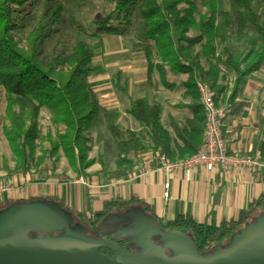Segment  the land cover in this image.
<instances>
[{
  "label": "trees",
  "instance_id": "trees-1",
  "mask_svg": "<svg viewBox=\"0 0 264 264\" xmlns=\"http://www.w3.org/2000/svg\"><path fill=\"white\" fill-rule=\"evenodd\" d=\"M73 1L81 8L92 0ZM196 1L103 0L111 7V12L93 20L92 38L119 36L123 34L124 21L137 9L146 31L144 43L135 44L133 50L141 52L145 58L148 81L157 71L164 88L173 90L175 84L167 79V73L185 76V81L181 83L182 95L187 101L183 105V118H170L165 127L160 123L161 106L138 98L130 99L126 110L137 123L138 130L110 126L118 151L117 169L111 173L116 179L128 178L139 162L151 154L161 153L170 160H181L198 151L204 131V111L196 87L198 81L210 85L215 103L226 111L237 107L235 100L244 79L264 67V0H231L239 8L233 15L211 7L198 17ZM36 7V0H0V88L6 95L3 135L15 159L14 169L11 171L6 166L5 169L10 177L24 175L32 170L34 162L38 166L43 164L46 155L52 157L61 153L71 170L77 176H83L85 170L95 163L88 158V153L100 102L87 82L94 73L95 50L85 40L78 39L71 53H55L49 61L42 57L43 46L50 39V28L61 23L65 8L56 0H47L43 14L45 19L39 20L24 36L20 31ZM218 17L221 18L220 26L216 24ZM224 26L239 40L246 36V31L253 33L258 38V44L250 43L251 47L237 57L224 47L223 58L216 57V40L225 43V35L220 28ZM149 43L155 48L156 55L152 54ZM198 46L202 52H196ZM201 56L207 60L217 58L225 70L222 72L234 77L230 89L228 79L221 81V71L215 70L213 65L204 71L199 63ZM117 84L120 85L119 77ZM155 86L158 87L153 81ZM43 108L48 113L49 122L56 128L54 138L47 135V149L38 143L39 117ZM38 151L40 156L35 158ZM44 200H2L0 211L13 204ZM50 200L74 217L70 224L72 228L82 225L92 238L109 235L107 239L116 241L130 253L138 251L129 239L120 234L97 232L100 224L108 223L109 218L129 209L142 210L164 231L185 233L200 255L211 252L215 246L225 247L236 232L264 211V191L239 213L236 220L220 224L198 223L191 216L180 214L163 223L136 197L107 202L102 210L80 221L81 214L75 215L60 202ZM35 235L30 233L29 236ZM153 240L158 243L157 237ZM100 253L115 256L109 249H102Z\"/></svg>",
  "mask_w": 264,
  "mask_h": 264
},
{
  "label": "rangeland",
  "instance_id": "rangeland-1",
  "mask_svg": "<svg viewBox=\"0 0 264 264\" xmlns=\"http://www.w3.org/2000/svg\"><path fill=\"white\" fill-rule=\"evenodd\" d=\"M36 1V9L26 18L20 31L24 36L39 20L44 18V6L47 0ZM56 1L64 6L65 13L61 23L50 28V39L43 46L42 57L49 61L55 53L69 54L78 39L85 40L94 48V73L87 82L90 88L97 93L100 105L92 126L88 158L94 160L98 168L100 164L112 166L118 159V151L115 139L112 137L111 132L108 131L107 123L109 121L107 119L110 118L109 120H111L112 116H115L119 126L122 125L129 128L130 123L125 120V110L129 106L130 99L143 98L150 104L156 101L164 105L182 104L181 83L185 77L180 75L177 76V79H174L175 87L173 90H165L157 71L152 74L150 82L148 81L145 58L141 52L133 50L135 44L144 43L146 31L145 24L140 18L137 9L132 11L124 21L122 35H106L101 38H92L90 34L94 31L93 20L109 14L111 7L104 3L103 0H92L81 8L76 6L73 0ZM196 6V17L208 12L211 7L223 10L231 15L239 10L231 0H197ZM216 24L220 26L221 18L218 17ZM220 28L225 35V43L221 44L218 39L216 40V57L223 58L224 47H227L237 57L251 47L250 43L258 44L256 35L249 31H246V36L242 40H239L225 26ZM149 46L152 54L156 55L152 43H149ZM196 52H202V48L198 46ZM216 59L207 60L201 56L199 63L204 71L209 70L211 65L217 71H225ZM118 77L121 88L116 83ZM153 81L157 83L158 87H153ZM5 99V92L0 88V182L9 183L12 181L18 183L15 181L16 177L12 179L5 169L6 166L12 171L15 167V159L3 135V127L6 124ZM129 120L136 124L131 117H129ZM39 125L40 141L38 143L43 149H47L49 145L47 135L54 138L56 128L49 122L48 113L44 108L40 111ZM39 156L40 152L38 151L35 158ZM70 170L71 168L61 153L52 157L46 155L43 159V164L37 166L34 162L32 170L27 173V175H30L27 179H29V183L40 182L39 184H41L42 181L49 180V178L53 180L56 172L65 174L71 173ZM23 176L26 175L24 174ZM39 202L25 203V206L18 207L15 217L16 222L12 227L0 229L2 231V234L0 233V244L30 239L28 234L31 231L39 232L40 237L46 241H58L74 245L82 244L86 241L84 234H87V230L85 227L84 229L78 228L76 230L69 228L70 223L74 220L72 215L58 209L50 199ZM125 217L128 221L127 224L117 220L118 223L115 224L118 229L117 232L124 238L136 240L145 257L153 254H162L167 248L174 256L183 255L191 249L190 240L186 238L184 233L177 230L172 231L169 235H162L160 244L147 240L143 241V238L148 239L158 233L154 220L149 219L142 212L132 209H129L128 213L126 212ZM86 219L88 217L85 213L84 216H81L80 221Z\"/></svg>",
  "mask_w": 264,
  "mask_h": 264
},
{
  "label": "crops",
  "instance_id": "crops-1",
  "mask_svg": "<svg viewBox=\"0 0 264 264\" xmlns=\"http://www.w3.org/2000/svg\"><path fill=\"white\" fill-rule=\"evenodd\" d=\"M171 75L173 74L168 72L167 79L170 81L177 79L174 75L172 79ZM220 76L221 81L228 79L230 89L234 77L222 71ZM182 80L184 82L185 78ZM117 86L121 88V85ZM235 102L237 107L227 109L223 120L222 133L227 151L230 154L255 156L262 163L260 169L235 171L217 166L212 172L197 168L188 175L183 171H177L170 180L169 198L164 199L162 173L154 171L143 175L145 165H148L147 159L139 162L128 178L122 180L111 174L117 169L116 160L112 166L107 164L103 166L99 163V168L97 163H94L85 170L83 176H77L71 170V173L65 174L56 172L53 180L49 178L41 184L29 183L27 178L30 175L15 174L12 179L16 177L15 181L18 183L11 182L18 185L20 194L12 200L53 199L74 214L84 216L86 213L90 218L102 210L107 202L126 201L136 197L163 223L173 220L179 214L189 215L196 222L206 224L236 220L239 213L258 199L264 191V67L244 79ZM153 103L161 106L160 123L165 127L170 118L181 119L185 116L183 108V105L187 104L185 98L180 105H164L159 101ZM126 110L125 120L130 123L129 128L119 126L115 116H112L111 120L107 119L108 131L112 125L138 130L137 123L130 122ZM78 177L84 179V184L74 182Z\"/></svg>",
  "mask_w": 264,
  "mask_h": 264
},
{
  "label": "water",
  "instance_id": "water-1",
  "mask_svg": "<svg viewBox=\"0 0 264 264\" xmlns=\"http://www.w3.org/2000/svg\"><path fill=\"white\" fill-rule=\"evenodd\" d=\"M53 204L57 206L54 202ZM20 206L25 204H13L0 211L1 230L12 227L16 222V211ZM57 208L60 209L59 206ZM137 211L143 213L142 210ZM154 223L158 233L142 240L155 243L153 238L157 237L158 243L155 244H160L162 235H169L172 231H164L155 220ZM69 228L84 229L82 225L73 228L69 225ZM30 233L36 235L25 241L0 244V264H264V211L252 223L236 232L225 247L215 246L211 252L203 255L197 253L192 239L185 233L191 243V249L187 253L174 256L167 248L162 254L146 257L136 240L129 239L140 252L130 253L116 241L101 236L92 238L84 234L86 241L74 245L43 240L37 231L29 232L28 236ZM101 249H109L115 256L109 258L100 253Z\"/></svg>",
  "mask_w": 264,
  "mask_h": 264
},
{
  "label": "built area",
  "instance_id": "built-area-1",
  "mask_svg": "<svg viewBox=\"0 0 264 264\" xmlns=\"http://www.w3.org/2000/svg\"><path fill=\"white\" fill-rule=\"evenodd\" d=\"M199 102L204 111L203 141L198 151L185 159L170 160L165 154L154 153L147 156L148 165H145L143 175L149 172H161L163 181L164 199L169 198L170 180L177 171L189 174L197 168L212 172L217 166L226 167L235 171H254L262 167V163L250 154H230L227 151L223 138L222 127L226 111L218 106L214 100V92L207 83L197 82ZM75 183L84 184V179L78 177ZM20 194V188L13 183L0 182V201L14 199Z\"/></svg>",
  "mask_w": 264,
  "mask_h": 264
},
{
  "label": "flooded vegetation",
  "instance_id": "flooded-vegetation-1",
  "mask_svg": "<svg viewBox=\"0 0 264 264\" xmlns=\"http://www.w3.org/2000/svg\"><path fill=\"white\" fill-rule=\"evenodd\" d=\"M132 210H135V209H132ZM126 212L128 213L129 212V210H127V211H123V212H120L117 216H114V217H111V218H109V222L108 223H102V224H100L98 227V230H97V232L99 233H106V235L108 234V233H113V234H118V232H117V228L115 227V224H117L118 223V221L117 220H119L120 221V219H121V223H125V224H127L128 223V221L126 220V217H125V214H126ZM89 219V218H88ZM103 225H104V228H103ZM109 237V235L108 236H106V238H108ZM127 248H129L130 249V247L128 246ZM136 249H137V251L138 252H140V250L136 247ZM102 250V249H101ZM100 250V251H101ZM136 251V250H135ZM105 256H107L108 257V255H105ZM114 256H110L109 258H113Z\"/></svg>",
  "mask_w": 264,
  "mask_h": 264
}]
</instances>
